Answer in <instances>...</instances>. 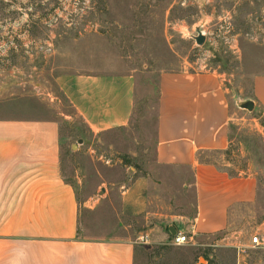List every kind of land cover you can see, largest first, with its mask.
I'll return each instance as SVG.
<instances>
[{
    "label": "rangeland",
    "instance_id": "rangeland-1",
    "mask_svg": "<svg viewBox=\"0 0 264 264\" xmlns=\"http://www.w3.org/2000/svg\"><path fill=\"white\" fill-rule=\"evenodd\" d=\"M81 70L134 75L125 126L88 131L57 83ZM181 70L220 77L229 144L202 157L231 174H253L256 197L234 206L219 233L183 245L144 243L149 228L170 220L165 215L194 210L187 169L155 161L159 76ZM260 73L264 0H0V117L58 122L62 174L79 203L78 236L135 240V264H264V246L250 243L253 235L264 239V109L238 106L253 100ZM136 180L139 189L127 198L123 191Z\"/></svg>",
    "mask_w": 264,
    "mask_h": 264
},
{
    "label": "crops",
    "instance_id": "crops-1",
    "mask_svg": "<svg viewBox=\"0 0 264 264\" xmlns=\"http://www.w3.org/2000/svg\"><path fill=\"white\" fill-rule=\"evenodd\" d=\"M57 83L92 135L129 122L135 100L132 73L70 71ZM252 93L254 106L264 109V73L254 75ZM229 121L226 90L216 73L160 74L155 161L187 169L195 203L191 214L165 215L170 220L149 228L144 243L163 244L177 233L188 241L214 235L227 228L234 206L254 201L253 174H231L202 157L226 151ZM60 156L55 119L0 117V264H135V240L78 236L79 203L64 180ZM139 185L136 180L124 195L135 194Z\"/></svg>",
    "mask_w": 264,
    "mask_h": 264
},
{
    "label": "built area",
    "instance_id": "built-area-1",
    "mask_svg": "<svg viewBox=\"0 0 264 264\" xmlns=\"http://www.w3.org/2000/svg\"><path fill=\"white\" fill-rule=\"evenodd\" d=\"M171 243L174 245H183L188 243V238L184 234L177 233L173 236ZM250 243L253 247L260 248L264 246V239H260L257 235H253L250 239Z\"/></svg>",
    "mask_w": 264,
    "mask_h": 264
},
{
    "label": "water",
    "instance_id": "water-1",
    "mask_svg": "<svg viewBox=\"0 0 264 264\" xmlns=\"http://www.w3.org/2000/svg\"><path fill=\"white\" fill-rule=\"evenodd\" d=\"M194 40L197 44H202L204 42V35L202 34L200 30H197V35L194 37ZM238 106L245 108L248 111H251L253 109L254 103L252 100H246L244 102H240Z\"/></svg>",
    "mask_w": 264,
    "mask_h": 264
}]
</instances>
